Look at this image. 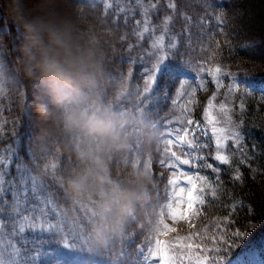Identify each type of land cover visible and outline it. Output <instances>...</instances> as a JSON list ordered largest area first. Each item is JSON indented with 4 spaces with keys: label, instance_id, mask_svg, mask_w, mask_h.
<instances>
[{
    "label": "trees",
    "instance_id": "trees-1",
    "mask_svg": "<svg viewBox=\"0 0 264 264\" xmlns=\"http://www.w3.org/2000/svg\"><path fill=\"white\" fill-rule=\"evenodd\" d=\"M69 2L73 8H79L88 18L104 21V10L102 7L93 4V0H69ZM133 6L135 7V5ZM119 7H126V4H120ZM159 7L161 11L153 15L152 20L153 24L159 26L155 28L160 32L169 27L168 25L164 26V15L170 10L164 4V0H160ZM178 8L181 14H187L192 19L191 21H185L177 19L173 15L174 26L170 28V31L180 34L183 54L173 56L175 58L171 60V70L163 78H160L164 85L167 84L172 88L171 85L174 80L171 72H176L178 68L184 67L180 60L200 57V55H204V52L222 67L231 71L232 75L255 83H264V0H214L212 8H208L202 0H178ZM140 9L138 10L139 13L142 11ZM116 10L117 5L115 4L113 11ZM94 12H100V16L93 15ZM206 13H214L219 18V26L215 29L214 40L210 44L207 43L208 45L204 47V50L199 47L200 44L197 48L193 44L191 49H188L183 43V35L187 32L186 28L188 26L194 28L196 34L204 36L205 34L201 33L203 26L199 17ZM136 19L141 20V15L134 18L133 27L139 26L135 24ZM106 24L108 26V23ZM16 30L15 26L9 21L3 4L0 3V41H6L8 39L7 34ZM113 31L119 40L111 49L113 61L107 69L108 84L104 90V98L105 100L111 98L112 103L118 105L115 106L116 110L121 108L119 106H132L133 100L137 99L138 95L135 91L132 95L129 94L127 87L133 86L135 83L143 85L145 81L139 75L140 68L144 66L152 68L154 61L152 63H148L147 60L140 62L138 60L140 51L137 50V45L140 42L129 36L128 40L122 44L121 36L123 33ZM208 40L211 39L208 38ZM20 43L19 40L16 42L17 48ZM129 45L132 47L131 52L128 50ZM144 45L143 50L149 51L147 40ZM6 59L11 58L6 54ZM129 60L137 62L131 63ZM113 64H115L116 73L118 74L113 71ZM129 69H133L136 74L135 77H130L126 83L124 76ZM164 78L168 80L166 81ZM5 84L3 103H0V127L3 128V131L0 132V140L6 143L0 147V158H3L5 164H9V167L0 168V170H3L6 176H15L17 179L16 191L20 193L19 200L25 212L28 211V207L24 205L30 204L27 196L23 195L25 189L30 194H39L47 205V200L54 193L46 192L41 184L55 183L61 193L60 211L62 218L64 217L67 220L69 226L79 224L84 219L88 222L80 238L86 249L90 241L89 232L95 221L94 201L86 205L77 204L72 200L66 189V181L70 174L79 167V162L62 145L67 143L69 139L75 144V138H62L54 146L43 145L38 149L33 148L31 144L35 134L36 122L35 116L28 106L33 101V96L36 93L29 87L28 95L31 98L29 99L27 95L22 98L18 93L9 91L10 84ZM116 89L120 90L119 99L113 97ZM205 95L206 93L198 95L199 99L196 106L198 115L203 107L202 103L206 98ZM162 104L165 106V103H157L159 107H163ZM243 104V108L239 109L237 106L234 108L231 117L235 130L242 133V149L228 152L232 163L221 167L222 180L217 186V195L213 197L206 192V200L202 206V211L192 217L189 224L181 225L179 230V233L183 234L181 236L186 237L193 233H200L201 236L207 238L205 247L219 248V252L213 251L209 256L210 260L215 258L216 264H220L221 261L223 264H230L235 256L260 241L259 239L264 236V97L253 95L245 98ZM153 107L158 111L161 110V108L158 109L159 107ZM147 109L146 115L152 119V115ZM225 117L226 115L222 114L220 119L223 120ZM29 146L31 147L29 148ZM26 150H28L27 154L31 158V167L26 165L23 160ZM127 154L129 152L119 154L114 158L113 169L117 179H122L115 172L117 159L120 156H127ZM52 159L56 160L57 167L55 169L45 168L48 161ZM241 159L246 162L250 161V163L239 164ZM14 166H19L20 171L18 173L15 172ZM237 169L242 171L240 181L234 179ZM212 175L215 174L210 173V176ZM164 179L162 175H155L156 186L152 190L151 201L137 210L136 216L142 225L135 222L130 224L128 231L131 235L127 239L123 242L114 243L113 251L91 258V262L112 261L116 263L122 246L125 249L135 250L147 242L146 238L151 232L149 226L154 218L155 205L167 200L169 195V189ZM4 187L7 189L8 184L5 183ZM157 190L159 198L155 194ZM25 201H27V204L24 203ZM9 203L12 204L13 202L9 201ZM48 210L51 211L50 208ZM11 215V212L6 213L5 220L10 219ZM19 223L23 224L26 229L28 228V221L21 220ZM182 223H185V221H182ZM134 224L136 225L135 228H133ZM134 233L135 235L131 238ZM26 234L32 235L34 233L26 231L24 236ZM6 236L2 238L6 239ZM213 239H215V243H212ZM78 243L76 247L80 248L81 245L83 249V244Z\"/></svg>",
    "mask_w": 264,
    "mask_h": 264
},
{
    "label": "clouds",
    "instance_id": "clouds-1",
    "mask_svg": "<svg viewBox=\"0 0 264 264\" xmlns=\"http://www.w3.org/2000/svg\"><path fill=\"white\" fill-rule=\"evenodd\" d=\"M3 7L22 41L13 72H0V80L36 93L28 106L36 122L33 148L75 138L62 145L79 162L66 189L77 204L94 201L95 213L90 241L77 251L90 259L107 254L131 235L130 224H141L137 210L151 201L156 186L152 169L135 162H122V179L115 178L114 158L139 138L150 159L164 133L105 100L111 49L119 40L105 21L79 8L64 11L56 0H3ZM113 97L120 98L119 89Z\"/></svg>",
    "mask_w": 264,
    "mask_h": 264
},
{
    "label": "snow or ice",
    "instance_id": "snow-or-ice-1",
    "mask_svg": "<svg viewBox=\"0 0 264 264\" xmlns=\"http://www.w3.org/2000/svg\"><path fill=\"white\" fill-rule=\"evenodd\" d=\"M204 4H207L208 8L213 7L214 0H202ZM117 5V10L113 11V4ZM93 4L97 7H102L104 10V21L108 23V26L117 32H122L121 43L124 44L129 36L136 38L140 43L137 45V50L140 51L138 60L148 63H153L151 71L146 68L147 79L145 83L148 85L143 89L145 94V99L150 100V91L155 83L156 90L162 91L160 87V78H163L170 70L169 63L167 62L173 56L182 55V42L180 39V34L170 31V28L174 26L173 15L177 19H183L185 21H191V17L187 14H181L178 8V0H164V4L170 10L164 15V23L169 27L164 28V32L167 34L168 43L165 44V35H158L157 30L150 26L153 24L152 17L156 13L161 11L160 0H93ZM120 4L128 5L127 8L119 7ZM150 5L151 11H145L139 13L138 10L143 5ZM135 5V7H132ZM91 7V5H89ZM62 10H69L68 7L62 8ZM129 10L131 14H129ZM207 10L205 9V12ZM93 15L99 17L100 12H94ZM137 15H143L144 19H136V25H143L142 30L138 27H133V20ZM8 39L6 41H0V72L12 73L15 65V60L17 57V46L16 42L22 41V34L16 30L15 32L8 33ZM185 39L183 41L184 45L188 49L192 47L193 34L191 31L184 33ZM154 38V39H153ZM148 41V47L151 49L149 51H144V42ZM128 50L131 52L132 47L129 45ZM6 54L10 56L11 59H6ZM131 63H136L135 60H129ZM113 71L116 73L115 64H113ZM203 71V68L200 69ZM159 74L158 76L156 74ZM118 74V73H116ZM131 75V72L128 73ZM212 75V80L219 85L220 76L223 75L220 69L217 68ZM203 80V78H202ZM179 88L176 89V85ZM188 84L185 80L180 83L179 78H177L171 85V87L176 90V95H185L184 88ZM203 86V84H201ZM235 78H233V84L229 87V90L235 88ZM164 87H168L167 84ZM6 88L5 82L0 80V103H3V92ZM9 91L18 93L22 98L28 96V88L24 89L19 84L13 86L10 84ZM215 99L213 96L208 101V107L204 110V117L208 125H211L210 129L201 127L200 122H194L192 119H187L186 123L188 125H194L192 129V138L185 139L189 134V129L176 127L168 133L169 139L165 141L167 146H173L174 141L171 138L175 135L177 143L176 148L181 149V154L177 151L171 150L170 156L172 160L166 161L163 158L159 159V164L161 166L167 165L168 168L172 169L173 179L167 181L170 186V194L168 195L167 216L170 217L174 222H191L192 217L198 215L202 211V206L205 204L206 192L211 196L217 195V186L220 184L221 177V167L220 165H230L232 161L229 155L225 154V149L231 147L233 151L242 149V133L241 131L226 130L225 128H217L215 126L214 120L209 119V108L212 106V101ZM220 111L227 116V110L224 104H220ZM244 105L241 104V108ZM148 112L151 113L152 119L154 121L159 120V111L154 109L153 105L150 103L148 105ZM231 122V117L228 118ZM179 123H185L184 120L179 121ZM3 128L0 127V132ZM209 131L214 140L215 153L212 159H214L217 164L207 163L206 167L211 173L215 175L205 176L199 172L192 173L190 171H185L180 166L186 165L189 168L200 167L199 164L194 163V161H203L205 157L199 155L196 152L197 148L208 147L206 141L202 142L199 139H195L196 133L199 132L204 137H208ZM183 132V135L181 133ZM231 142V143H229ZM6 143L0 140V147ZM31 146H29L30 148ZM170 149L166 148L167 153ZM8 151V149H6ZM25 151L23 155L24 163L31 167V158ZM183 157V158H182ZM10 163V162H9ZM250 163L241 159L239 164ZM9 164H5L4 159L0 158V168H8ZM154 165L151 164V169L153 171ZM15 172H19V166H14ZM153 178L155 180V174L153 172ZM236 181L242 179V171L237 169V174L234 176ZM5 183L8 184V188L5 189ZM199 183V187L197 184ZM17 179L15 176H6L3 170H0V237L7 235L9 241V249L12 253L11 261H6L3 257V241L0 240V264H36L40 261L41 264H52V262L57 257L56 249L53 247L54 244L60 243L61 246L68 251H75L77 242H80L81 234L84 228L87 227V220H81L79 224H73L69 226L67 220L63 217L60 211V190L55 183H42L41 187L49 193H54L47 200L46 206H41L37 204H27L28 211H23L21 207V202L19 200V195L16 191ZM157 198H159L158 190L155 193ZM23 195L27 196L26 189L23 191ZM37 200L40 199L39 196L36 197ZM9 201L13 203L10 204ZM201 206L195 207L194 206ZM181 206H186L191 215H186L183 211H180ZM51 209L49 211L48 209ZM11 212V218L5 220V214ZM163 215V213H162ZM28 221V228L26 229L23 224L19 221ZM162 229L172 231L168 224L160 221ZM136 225H133L135 228ZM26 231L32 233H40L41 236H33L32 243H29V239L24 236ZM135 233L131 236V238ZM130 238V239H131ZM183 241V242H181ZM213 239L212 243H215ZM207 243V238L201 236L200 233H193L187 237H181L177 241L169 242L165 247L161 248V242L159 240L155 241L154 246L145 248L139 247L135 250L125 249L124 246L120 248L118 259L116 264H216L215 258L209 259L210 253L213 251L219 252V248H207L205 244ZM178 245V247H177ZM258 250L253 247L246 248L241 253L233 258L230 264H251ZM142 257V261L140 260ZM220 264H223L221 261ZM260 264H264V259L260 260Z\"/></svg>",
    "mask_w": 264,
    "mask_h": 264
},
{
    "label": "rangeland",
    "instance_id": "rangeland-1",
    "mask_svg": "<svg viewBox=\"0 0 264 264\" xmlns=\"http://www.w3.org/2000/svg\"><path fill=\"white\" fill-rule=\"evenodd\" d=\"M0 3L3 4V0H0ZM57 6L60 8L68 7V8H73L70 5L69 0H56ZM196 3V2H195ZM115 6V3L113 4ZM128 5H126L125 8H127ZM134 7V6H132ZM142 10L140 13L147 11H151L150 5L145 4L141 7ZM130 14L131 11L129 10ZM144 19V16L141 15V20ZM202 30L201 33H204L207 35V37L199 35L198 33L196 34L194 31V28H190L189 26L186 28V31H191L193 34V40H192V45L195 44L196 48L200 44L199 47H201L202 50H204V47H207V43L210 44L211 41L214 40V37L216 35L215 29L218 28L219 26V18L216 14L214 13H206L204 15H201L199 17ZM166 26V24L164 25ZM141 30L143 25L138 26ZM159 27L156 24H152L150 26V32L151 28ZM156 29V28H155ZM157 30V29H156ZM185 30V29H184ZM182 30V31H184ZM214 30V31H213ZM186 32V33H187ZM158 35H165V44L167 45L168 43V38L167 34L164 31H157V36ZM183 38L185 39V36L183 35ZM210 38L211 40H208ZM154 39V38H153ZM194 48V47H193ZM148 50H151L150 48ZM254 51V49H253ZM175 58V57H174ZM173 57L168 60L167 62L170 63L171 60L174 59ZM182 59L181 64H184L183 68H178L176 72H171L173 74V80L175 81L177 78H179L180 83H183L185 80L188 81V84L185 85L184 92L185 95L179 96L176 95V90L173 88L164 87V84L162 83V80L160 81V87L162 91H157L156 90V85L155 83L152 86V90L150 91V100L145 99V94L143 92V89L147 87L148 85L144 83L143 85L140 84H134L133 86L127 87V91L129 90V94L132 95L133 91L137 92L138 98L133 100L132 106L131 107H125V106H119L121 107L120 109H116L117 111H132L138 114L140 120L142 122L147 123L149 126L154 127L156 129H160L164 135L162 137V142L159 145H154L151 149V158L146 159L145 158V152H146V146L145 143L142 139H137L136 142H134L129 150V154L127 156H120L117 159V168L115 170L116 174L121 177V169H122V162L126 163H132L135 162L138 165L141 166H147L149 169H151V164L154 165L153 167V172L155 175H162L164 176V180L166 181L167 187L169 189V194H170V186L168 185L167 181L169 179H173L172 175V169L168 168L167 165L161 166L159 164V159L163 158L166 161L172 160L173 158L170 156V151L175 150L178 152V154H181V149L176 148L175 144L177 143L175 135H173L171 138L174 141L173 146H167L165 141L168 140L170 137L168 133L172 131L176 127L180 128H187L189 129V134L185 139L192 138V129L194 128V125H188L186 123L187 119H192L194 122L198 121L200 122L201 127L209 128L211 125H208L205 117H204V110L206 107H208V101L215 96V99L212 101V106L209 108V119H213L215 126L217 128H225L226 130L230 129L233 131L235 130V127L233 126L232 122H229V117H232V113L234 108L236 106L240 109L241 104L244 103L245 98L253 96V95H258V96H264V84H255L252 81L248 79H243L240 77H237L235 75L231 74V71L227 70V68L222 67L217 61H215L213 58H210V56L204 52V55H200V57H194L192 59ZM186 65V66H185ZM146 68L148 71H151L152 68L149 67H142L140 68L139 75L142 76L143 80L145 81L147 79V73H146ZM203 68V71L201 72L200 69ZM219 68L220 72L223 74L220 76V84L217 85L213 80H212V75L215 73V70ZM171 70V69H170ZM169 70V71H170ZM226 71V72H224ZM131 72V75L129 76L128 73ZM127 73V72H126ZM128 73L124 76L126 83L130 77H135V71L133 69H129ZM157 76L159 75L158 73L156 74ZM138 76V75H137ZM203 78V80H202ZM233 78H235V88L232 89L231 91L229 90V87L233 84ZM164 80H168L165 79ZM203 84V86H201ZM179 88V85H176V89ZM200 93H206L205 99L203 100V107L200 110V114L196 112V106L198 103L199 99V94ZM35 97V94L34 96ZM198 97V98H197ZM165 103V106L159 107L157 103ZM152 104L155 106V108L159 107L158 109L161 108L159 111V120L154 121L153 119H150L146 115V109L148 108L149 104ZM220 104L225 105V109L227 110V116L222 120L220 119V116L223 114V112L220 111ZM244 105V104H243ZM112 106L116 108L114 103H112ZM184 120L185 123L181 124L179 121ZM229 123V124H228ZM232 123V124H231ZM141 133H137V136L139 137ZM183 135V132L181 133ZM195 139H199L202 142L206 141L208 143V147H200L196 149V152L199 155H203L205 159L203 161L197 160L194 161V163L199 164L200 167H193L189 168V166L186 165H181L180 167L184 169L185 171H190L192 173L199 172L202 175L205 176H210V170L207 169L206 164L207 163H213L214 165L217 164L212 157L214 156L215 153V146H214V140L211 136V132L209 131L208 137H204L202 134L199 132L196 133ZM231 143V142H229ZM169 148L170 150L166 153L165 149ZM233 151L231 147L225 149V154L228 155L229 151ZM183 158V157H182ZM56 160L52 159L48 161V164L45 166V168H51L55 169L57 167ZM224 165H220L222 167ZM40 167V166H39ZM199 183L197 184V187H199ZM39 196L40 199L37 200L36 197ZM27 198L28 201H30V204H37L44 206L45 201L39 194H30V192H27ZM168 203V199L165 200L164 202H160L157 205H155V209L153 210L154 212V218L153 221L151 222V225L149 226L151 229V232L149 236L146 238V243L142 246L145 248H149L154 246L155 241L159 240L161 242V248L165 247L169 242L177 241L181 237H186V236H181L183 234L179 233L180 227L183 224H189V222L182 223L180 222H174L170 217L167 216V208L166 205ZM27 207V205H24ZM195 207H201L199 205L194 206ZM180 211H183L186 215H191L189 213V210L187 209L186 206H181ZM163 213V215H162ZM163 219V222L168 224L169 228L172 229V231H167V230H158L162 229V226L160 225V221ZM256 230V228H254ZM41 236L42 234L36 233L32 235L26 234L25 236L29 239V243L31 244L32 237L33 236ZM0 240L3 241V257L6 261H11L12 259V253L9 249V241L6 236V239H3L0 237ZM260 241L254 243L251 247L258 249V250H264V236L259 239ZM183 242V241H181ZM78 243V242H77ZM78 244H83V249L76 247L75 251H68L64 249L60 243H56L53 245V247L56 249L57 252V257L56 259L52 262V264H116L112 261H100V262H91V259L87 256L81 255V253L77 250L83 251L85 249V244L84 242H79ZM178 247V245H177ZM264 259V251H258L252 260L251 264H260V260ZM140 260L142 261V257H140ZM36 264H41L40 261H37ZM47 264V262H45ZM186 264V262H185Z\"/></svg>",
    "mask_w": 264,
    "mask_h": 264
}]
</instances>
